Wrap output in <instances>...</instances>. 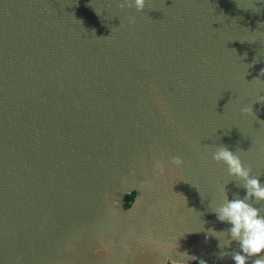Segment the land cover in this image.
I'll use <instances>...</instances> for the list:
<instances>
[{"label":"water","instance_id":"95a60500","mask_svg":"<svg viewBox=\"0 0 264 264\" xmlns=\"http://www.w3.org/2000/svg\"><path fill=\"white\" fill-rule=\"evenodd\" d=\"M261 70L264 0H0V264H232L211 155L264 180Z\"/></svg>","mask_w":264,"mask_h":264},{"label":"clouds","instance_id":"9594fccd","mask_svg":"<svg viewBox=\"0 0 264 264\" xmlns=\"http://www.w3.org/2000/svg\"><path fill=\"white\" fill-rule=\"evenodd\" d=\"M145 4L146 0H117L121 10L134 8L136 12H142ZM128 22L134 23L135 17L129 16ZM260 75L264 76L262 70ZM255 80L264 84V80L259 77ZM257 102L264 105V96L257 95L251 105L243 107L241 112L245 115L254 113L252 105ZM211 159L222 163L231 178L218 185L219 199L210 201L208 205L216 221L227 227L216 230L213 227L204 228L202 225L200 231L205 233V240L210 237L217 239V248L220 249L217 259L228 257L232 264H264V180L259 174L253 175L251 168L244 165L235 152L222 144L217 145ZM171 163L179 167L184 161L179 156H173ZM155 167L160 174L164 173V166L159 160L155 161ZM230 180L235 182L236 187L243 189L242 197L239 193H234L233 198L229 199L226 185ZM193 258L187 252L178 251L176 242L163 257V261H171V264H190ZM203 264H207V261Z\"/></svg>","mask_w":264,"mask_h":264},{"label":"trees","instance_id":"16d2710c","mask_svg":"<svg viewBox=\"0 0 264 264\" xmlns=\"http://www.w3.org/2000/svg\"><path fill=\"white\" fill-rule=\"evenodd\" d=\"M133 199H134V193L130 194V195H126V197H125V207H129V205L133 201ZM193 264H200V263L194 262Z\"/></svg>","mask_w":264,"mask_h":264}]
</instances>
